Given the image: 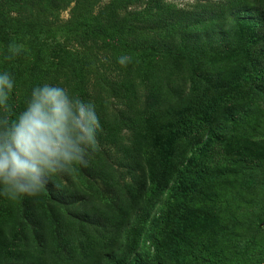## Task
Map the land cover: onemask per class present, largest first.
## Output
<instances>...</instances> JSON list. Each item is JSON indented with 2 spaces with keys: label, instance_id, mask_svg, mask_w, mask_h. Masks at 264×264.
I'll return each instance as SVG.
<instances>
[{
  "label": "trees",
  "instance_id": "trees-1",
  "mask_svg": "<svg viewBox=\"0 0 264 264\" xmlns=\"http://www.w3.org/2000/svg\"><path fill=\"white\" fill-rule=\"evenodd\" d=\"M72 2L70 17L60 24L59 13ZM97 4L98 0H0V71L14 77L11 96L18 110L33 87L48 83L94 102L105 139L118 144L120 131L132 128L133 147L120 149L119 164L132 174L134 184L115 187L118 170L98 162V174L114 191L112 198L104 207L90 205L81 212L86 220L112 228L106 239L84 227L81 233L74 219L48 203V188L16 200L0 195V264H129L131 259L130 264H262L264 242L228 229L246 207L243 198L222 184L210 187L216 190L210 197L211 191L201 183L205 175L209 183L215 181L217 170L227 173L234 163L230 167L208 155L202 145L206 139L189 157L173 146L180 138L199 139L209 124L229 136L228 122L254 125L248 112L264 100V0H217L196 3L189 10L164 0H108L93 13ZM239 9L260 18L234 20L231 14ZM188 29L195 31L192 39L183 36ZM12 42L21 44L23 51L8 60ZM233 52L249 59L237 79L222 84L215 77L201 88L185 86L184 67L200 71L201 81L212 72L208 69L214 70L209 62L218 63L222 53ZM125 54L131 61L121 67L117 59ZM191 83L195 86L193 76ZM243 91L252 102L233 115L230 102L244 98ZM112 96L122 100L123 108L107 114L104 105ZM142 106L144 112L138 110ZM207 138L218 141L212 133ZM244 154L249 161V153ZM181 155L179 165L173 159ZM73 175L82 182L78 172ZM63 179L67 183L59 176L50 180L57 193L67 200L85 196V191L72 189L70 175ZM244 183L255 185L247 174ZM164 192L168 197L151 222ZM192 209L207 216L205 224L196 220ZM260 212L264 214V208ZM27 223L37 230L38 244L14 247L12 241ZM144 233L152 252L133 256Z\"/></svg>",
  "mask_w": 264,
  "mask_h": 264
},
{
  "label": "rangeland",
  "instance_id": "rangeland-1",
  "mask_svg": "<svg viewBox=\"0 0 264 264\" xmlns=\"http://www.w3.org/2000/svg\"><path fill=\"white\" fill-rule=\"evenodd\" d=\"M216 1L217 0H164V2L167 4L175 5L176 8L180 9L186 8V10L191 9L196 5V3H201L202 5H204L205 3H212ZM107 4L108 0H98V4L95 7V11L93 13H97V11L101 10L102 7H105ZM73 6L74 2L71 3L69 8L59 13L58 20L60 24L65 23L70 17L71 9ZM261 9L264 10V6ZM13 15L15 14L13 13ZM231 17L234 20L245 19L251 22L258 21V19L260 18L259 15L250 14L242 9H239L232 13ZM203 34L204 38L208 37V33H206V30L203 31ZM194 35L195 31L189 29L183 34V36L187 37L188 39H192ZM227 39L228 37L225 38L224 42ZM222 54V59H220L218 63L209 62V64L214 67V70L208 69L207 71L210 70L212 72L201 81L197 80L199 75L201 74L200 71L197 72V70L192 68V70L189 72L188 67H184L185 78L183 79V81L185 83V86H188L189 90L193 87L201 88L202 86L209 84L215 77H217L222 84L229 82V80H231L232 78L237 79L238 75L240 74L239 72L248 65L247 63L249 62V59L244 60L247 57H244L243 54H238L235 52ZM255 56H257V54ZM216 58L220 57L216 56ZM218 67H221L220 72ZM192 76L195 82V86L191 83ZM246 93L247 92L243 91L242 95L244 98L237 97L236 99H234L233 103L230 102L232 106L229 108V110L233 115L238 113V111L240 112L241 110H244L246 105L252 102L250 101V97H247ZM212 103L218 105L215 99H212ZM104 107L106 110H108L107 114L117 112L119 109L123 108L122 100L112 96L108 98V104L104 105ZM253 109L254 110L252 111V113L248 112L250 117L252 116L255 119L253 126H248L241 123L235 125V123L233 122H228L232 126V136H229L228 133L224 131L219 134V129L217 128V126L214 124H209L207 126V129L202 133V136L199 139L192 140V138L190 137L189 138L191 140L180 138L174 143L173 149L178 148L179 150H184L185 156L189 157L192 150L194 149L193 147L197 144L199 145L200 141L206 139V141H204L202 145L204 149H208V155H211L213 158L218 159L219 163H228V166L230 165V167L234 163L232 170L227 173L217 170L219 172H216L217 177L215 178V181H211L209 183L207 179L208 175H205V179H203L201 183L204 186L208 187L211 191L209 195L210 197L212 195L215 196L216 194V190L210 188L212 185L222 184L224 188H233V194L239 196V199L241 200L243 198V204L246 205L248 209L246 207L241 209L238 212V222H236L235 219H231L232 221L231 224L228 225V229H231V231H234L235 233L238 231L240 237H247L246 235H251L254 241L264 242V214L259 215L262 208H264V100L260 99L259 101L255 102ZM138 110L140 112L145 111L143 106ZM237 119H241L240 114ZM104 133V126H102V132L98 135V145L89 156V166L87 168H81L78 171V174L82 178V182L76 180L73 174L70 175L75 184L72 189L85 191V196H81L83 198L75 197L72 200H67L65 197L61 196L60 193H57V188L54 183L49 182L47 186V188L52 193V198L48 200L49 204L60 207L65 213V217L68 220L74 219L78 224L79 230L84 227L86 232H89L90 234H93L101 239H106V237L112 234V228L104 226L102 224H98L95 221L86 220L81 212L83 208L90 205L104 207L106 201L112 198L114 191L106 187L104 178L98 174V162L101 161L105 165L118 170V173H116V178L113 181L115 183V187H125V185L127 184H134L132 174L127 173V168H124L119 164L121 158L120 149L126 146L133 147V129L129 127H125L124 129H122L119 133L120 138L118 140V144L105 139ZM207 133H212L215 138H218V141H216L215 139L207 138ZM232 137L234 141H231ZM245 151L250 155L249 161H246L244 159ZM183 157L184 155H181L177 160L173 159V161H175L176 163H180ZM256 161H259V164L254 166V163H258ZM179 165H181V163ZM245 174L249 175V177L254 180L255 185L252 184L247 186V184L244 183ZM59 179L64 184L67 183V181H65L63 177H59ZM167 197L168 192H164L159 197V201L157 202L158 205L157 207H155L157 209L154 211V216L150 219L151 222H153V218L156 217V214L159 211L158 208L163 204L164 201H166ZM203 200L204 204L206 205L210 203L207 198H204ZM191 207L192 204L190 203L189 208ZM216 210L217 209H214V211ZM212 212L213 211H211V213ZM191 214L195 216L196 220L201 221L200 224L202 225L207 221V216H204L205 214L199 216L196 209H192ZM209 214L210 213H207V215ZM216 228H218V226H216ZM36 231L37 230L32 224L28 225L27 223L25 226V230H23V232H21L20 234L21 237L19 235V237L14 239L12 241V245L17 248L20 246H25V244L37 245L39 242V236L38 232ZM80 232L82 233L83 231L81 230ZM146 236H148L147 233H144L141 236L139 245L133 253V256H145L148 252H152V247H149L148 239L146 238ZM132 262L133 259H131L129 264ZM262 264H264V259L262 261Z\"/></svg>",
  "mask_w": 264,
  "mask_h": 264
},
{
  "label": "clouds",
  "instance_id": "clouds-1",
  "mask_svg": "<svg viewBox=\"0 0 264 264\" xmlns=\"http://www.w3.org/2000/svg\"><path fill=\"white\" fill-rule=\"evenodd\" d=\"M22 51L21 44L9 43L5 59ZM130 61L126 54L117 59L121 67ZM14 87L12 74L0 71V195L10 200L35 197L52 177L87 168L102 132L94 102L44 83L32 88L18 110Z\"/></svg>",
  "mask_w": 264,
  "mask_h": 264
}]
</instances>
